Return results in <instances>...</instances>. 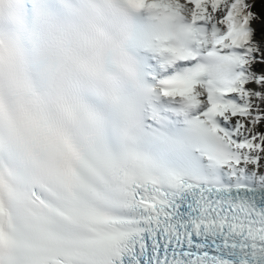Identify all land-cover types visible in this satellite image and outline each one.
Instances as JSON below:
<instances>
[{
	"label": "snow or ice",
	"instance_id": "snow-or-ice-1",
	"mask_svg": "<svg viewBox=\"0 0 264 264\" xmlns=\"http://www.w3.org/2000/svg\"><path fill=\"white\" fill-rule=\"evenodd\" d=\"M254 5L0 0V264H264Z\"/></svg>",
	"mask_w": 264,
	"mask_h": 264
},
{
	"label": "clouds",
	"instance_id": "clouds-1",
	"mask_svg": "<svg viewBox=\"0 0 264 264\" xmlns=\"http://www.w3.org/2000/svg\"><path fill=\"white\" fill-rule=\"evenodd\" d=\"M122 21L119 17H110L104 26V31L98 39H95L84 50L86 53L103 59L112 51V43L119 37Z\"/></svg>",
	"mask_w": 264,
	"mask_h": 264
},
{
	"label": "trees",
	"instance_id": "trees-1",
	"mask_svg": "<svg viewBox=\"0 0 264 264\" xmlns=\"http://www.w3.org/2000/svg\"><path fill=\"white\" fill-rule=\"evenodd\" d=\"M262 10H264V0L255 1V5H254V8H253V11H256L257 13H259Z\"/></svg>",
	"mask_w": 264,
	"mask_h": 264
},
{
	"label": "rangeland",
	"instance_id": "rangeland-1",
	"mask_svg": "<svg viewBox=\"0 0 264 264\" xmlns=\"http://www.w3.org/2000/svg\"><path fill=\"white\" fill-rule=\"evenodd\" d=\"M255 1H257V0H255ZM255 26V25H254Z\"/></svg>",
	"mask_w": 264,
	"mask_h": 264
}]
</instances>
